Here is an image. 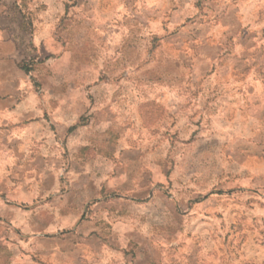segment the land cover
I'll list each match as a JSON object with an SVG mask.
<instances>
[{
	"label": "rangeland",
	"instance_id": "rangeland-1",
	"mask_svg": "<svg viewBox=\"0 0 264 264\" xmlns=\"http://www.w3.org/2000/svg\"><path fill=\"white\" fill-rule=\"evenodd\" d=\"M0 264H264V0H0Z\"/></svg>",
	"mask_w": 264,
	"mask_h": 264
}]
</instances>
